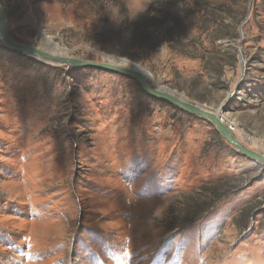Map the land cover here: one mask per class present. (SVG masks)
<instances>
[{
	"label": "rangeland",
	"instance_id": "374dc122",
	"mask_svg": "<svg viewBox=\"0 0 264 264\" xmlns=\"http://www.w3.org/2000/svg\"><path fill=\"white\" fill-rule=\"evenodd\" d=\"M0 1L13 40L126 59L264 154V0ZM0 264H264V166L129 76L0 41Z\"/></svg>",
	"mask_w": 264,
	"mask_h": 264
},
{
	"label": "water",
	"instance_id": "95a60500",
	"mask_svg": "<svg viewBox=\"0 0 264 264\" xmlns=\"http://www.w3.org/2000/svg\"><path fill=\"white\" fill-rule=\"evenodd\" d=\"M0 41L5 46V48L9 50L27 56L39 58L44 61L64 64L74 67H91L99 70L130 76L137 82V84L140 86V88L144 91L145 94L157 100L168 102L171 105L179 109H182L187 113L194 114L196 116H199L207 120L212 124L216 132L222 138H224V140H226L234 148L236 152L264 166V154L251 150L245 145H243L233 134L231 128L223 121L221 113L224 110V106H220L218 109L213 110L205 105L193 103L187 99H181L179 95H177L174 91H171L169 88L154 87L153 85H151V83L147 80L146 76L141 71H137L119 65L118 62H116V60H119V58L116 57H112V59H109L107 61H95V60H85V59L66 57V56L65 57L54 56L44 52L40 48L17 42L13 40L12 37L10 36L7 25L6 10L3 7L1 1H0Z\"/></svg>",
	"mask_w": 264,
	"mask_h": 264
},
{
	"label": "bare ground",
	"instance_id": "6f19581e",
	"mask_svg": "<svg viewBox=\"0 0 264 264\" xmlns=\"http://www.w3.org/2000/svg\"><path fill=\"white\" fill-rule=\"evenodd\" d=\"M42 42L44 43V45L45 46H47L48 47V49H50V51H52V53H55V54H52V53H48V54H51V55H54V56H66V53H64V52H61V53H57L54 49H56L55 48V44L52 42V40H51V38H49V37H47V36H45V35H43V37H42ZM41 50H43L44 52H45V50L42 48ZM56 54H58V55H56ZM66 57H68V56H66ZM70 57V56H69ZM115 63V62H114ZM119 65H121V66H124V67H127V68H131V69H134V70H137V71H141L144 75H145V73L142 71V70H140L138 67H136L135 68V66L134 65H130V62L128 61V60H126V59H124V60H121L120 61V63H118ZM146 76V75H145ZM177 95H179V97L181 98V99H185V96H183V95H181V94H177Z\"/></svg>",
	"mask_w": 264,
	"mask_h": 264
},
{
	"label": "trees",
	"instance_id": "16d2710c",
	"mask_svg": "<svg viewBox=\"0 0 264 264\" xmlns=\"http://www.w3.org/2000/svg\"><path fill=\"white\" fill-rule=\"evenodd\" d=\"M169 8L172 6V5H175V4H172V2H170V1H167L166 3H165ZM4 6V5H3ZM4 8H5V10H6V13H7V7L6 6H4ZM149 23L150 22H145L144 23V25H143V28H145V29H147L148 28V26H149ZM209 25V23L206 25V27ZM144 32L146 33V30H144ZM173 32V28H168L167 29V32H166V37H167V39L168 40H170V41H173V35H171V33ZM216 34H217V32H215ZM219 73H221V72H219ZM130 77V76H129ZM132 78V77H131ZM204 207H202V206H198L197 208H193L192 210H190V211H188L187 213H189V214H192L193 215V217H195V216H197V215H199L200 213H201V210L203 211V210H205V208H208V207H210L209 205H206V204H204L203 205ZM184 220H186V219H184Z\"/></svg>",
	"mask_w": 264,
	"mask_h": 264
}]
</instances>
